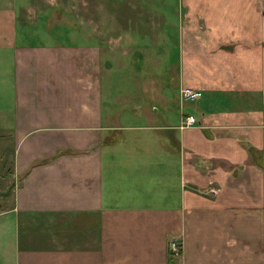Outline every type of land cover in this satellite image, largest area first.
<instances>
[{"label": "crops", "instance_id": "obj_1", "mask_svg": "<svg viewBox=\"0 0 264 264\" xmlns=\"http://www.w3.org/2000/svg\"><path fill=\"white\" fill-rule=\"evenodd\" d=\"M23 1L0 0V264H264V0H180L178 92L140 105L112 80L127 26L36 43Z\"/></svg>", "mask_w": 264, "mask_h": 264}, {"label": "rangeland", "instance_id": "obj_2", "mask_svg": "<svg viewBox=\"0 0 264 264\" xmlns=\"http://www.w3.org/2000/svg\"><path fill=\"white\" fill-rule=\"evenodd\" d=\"M144 1L154 5L156 13L154 18L151 16L139 18L143 12L139 5L142 4L143 6ZM23 2L26 8H32L38 14L27 19L43 22L38 28L44 30V32L32 33L29 38V40L36 43L60 41L67 44H76L83 43L85 36H96L97 41L100 42L104 40L105 26L110 27L113 24L120 23L127 26L130 37L134 36V48L128 50V68L122 71L115 67L112 72V80L117 91L128 90V93L132 94L131 102L133 105L136 103L140 105L143 101H146V103L147 101H154L151 92H148V96L145 98L138 96L142 93L145 95L147 89L151 91L160 88L171 92L175 90L174 81L178 69L177 39L180 0H132L131 2L123 0L124 7L120 8V12L124 10V13L128 16L122 18L124 21L121 22L120 18L105 16V0H26ZM115 3L118 5L121 0H117ZM142 21L152 23L149 32H144L145 34H143ZM156 25L164 33H153V26ZM162 36H167L166 39H169V41L164 43ZM154 55H157L159 60L161 58V65L157 64L156 66L155 62L151 63ZM146 59L149 60L147 63L143 61ZM175 92L178 91L175 90L173 93L175 94ZM177 97L172 99L175 102L168 99L167 109L171 115H175L178 110L179 98ZM162 112L163 110L160 113L161 115ZM159 119L160 124H163L164 120L161 117ZM5 180L6 175L4 178L0 177L1 188L4 187ZM2 198H0V203H2ZM180 247L182 249L181 245Z\"/></svg>", "mask_w": 264, "mask_h": 264}, {"label": "built area", "instance_id": "obj_3", "mask_svg": "<svg viewBox=\"0 0 264 264\" xmlns=\"http://www.w3.org/2000/svg\"><path fill=\"white\" fill-rule=\"evenodd\" d=\"M198 96H199L198 92H195L193 90L187 88L180 90V98L184 102H193L198 98ZM195 124H196V118L190 115L184 118L182 126L191 127L194 126ZM168 251L170 256L177 258L181 254L182 249L179 243H177L176 241H171L169 243Z\"/></svg>", "mask_w": 264, "mask_h": 264}, {"label": "water", "instance_id": "obj_4", "mask_svg": "<svg viewBox=\"0 0 264 264\" xmlns=\"http://www.w3.org/2000/svg\"><path fill=\"white\" fill-rule=\"evenodd\" d=\"M9 193H10V189H8V190L5 191V192H0V198L3 197V196H7V195H9ZM0 209H1V203H0Z\"/></svg>", "mask_w": 264, "mask_h": 264}]
</instances>
